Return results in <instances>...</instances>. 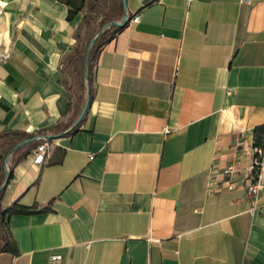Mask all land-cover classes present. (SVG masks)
<instances>
[{
    "label": "crops",
    "instance_id": "1",
    "mask_svg": "<svg viewBox=\"0 0 264 264\" xmlns=\"http://www.w3.org/2000/svg\"><path fill=\"white\" fill-rule=\"evenodd\" d=\"M88 3L70 19L64 0H0V44L12 51L0 64V131L77 119ZM128 10L140 19L97 49L77 129L41 163V140L11 156L2 206L41 210L7 215L19 253L0 252V264H264V189L246 188L264 142V0H128Z\"/></svg>",
    "mask_w": 264,
    "mask_h": 264
},
{
    "label": "trees",
    "instance_id": "2",
    "mask_svg": "<svg viewBox=\"0 0 264 264\" xmlns=\"http://www.w3.org/2000/svg\"><path fill=\"white\" fill-rule=\"evenodd\" d=\"M64 1L68 5H70V11H69V14H68V18H70V19L73 18L74 15L76 13H78L83 8V6L86 3V0H64ZM123 12H124L123 4L120 2L119 6H118V12L116 11L114 13L112 12V13H108V14L104 15V17L102 19L101 26H102V24H104L105 22H107L109 20H114L115 16L122 17ZM121 28H122V26H119V25H112V26L106 28L104 33L97 39L96 43L94 44L92 55H91V61H90V79H91V83H92V77H93L92 61H93V59L95 57L97 49L104 42H106V41L110 40L111 38H113V36ZM81 42H82V36L80 34L78 36L77 48H76V50L74 52H82V53H84L86 48H84V45H82ZM81 84H82V87H84L86 89V83L83 81ZM70 124H71L70 122L69 123H62L61 121H58L55 124V126H53L50 130L40 129L36 133L29 132V131L23 130V129H18V128L6 129V130H3V131H0V144L10 143L11 147H12L18 141H20L22 139H25V138H28V137H33L36 134H44V133H50V132H52V133L61 132L64 129L68 128ZM76 129L77 128H74L73 130H76ZM38 141H40V140L31 141L30 143H28V144L24 145L23 147H21L18 151H20V150H22L24 148L33 146L36 143H38ZM258 145L259 144H257V146ZM4 178H5V170H3L1 175H0V183L4 180ZM3 192H4V190L0 192V252H2V251H10V252H12L14 254H18L19 253V248H18V245H17L16 241L13 238V235H12L11 231H10L9 221L7 219V215L8 214L11 215V214H14V213L29 214V213L37 212V211H39L41 209L38 208L37 205L29 206V205L21 204L19 202L14 203L10 207L4 208L2 206V202H1ZM43 209H47V207H44Z\"/></svg>",
    "mask_w": 264,
    "mask_h": 264
},
{
    "label": "built area",
    "instance_id": "3",
    "mask_svg": "<svg viewBox=\"0 0 264 264\" xmlns=\"http://www.w3.org/2000/svg\"><path fill=\"white\" fill-rule=\"evenodd\" d=\"M246 2H252V0H243ZM131 19L137 21L140 19V14L135 13L131 16ZM12 55L11 48L0 44V64L8 60ZM51 139H42V142L38 144L35 148V158L34 162L41 163L46 160L49 149L52 144ZM241 164V158L237 156L231 163H229L224 172L228 175L232 174L238 166ZM216 183L215 178L212 176L209 180L208 190L211 191ZM228 187L232 188L235 186L233 181L228 179ZM220 188V185H219ZM247 192L250 196H256L260 190L264 189V142L261 145L254 147V153L252 157V167L250 170V175L246 184ZM62 258V254H53L51 256L52 261H59Z\"/></svg>",
    "mask_w": 264,
    "mask_h": 264
},
{
    "label": "water",
    "instance_id": "4",
    "mask_svg": "<svg viewBox=\"0 0 264 264\" xmlns=\"http://www.w3.org/2000/svg\"><path fill=\"white\" fill-rule=\"evenodd\" d=\"M122 4H123V8H124L122 18L109 20V21L105 22L104 24H102L100 29L90 38V40L87 44L85 56H84V62H83V77H84V81H85L86 86H87V96H86V101L84 103V106H83L79 116L71 124V126L65 131H61L58 133L37 134L33 137H28V138L22 139V140L18 141L17 143H15L9 149V151L7 152V154L4 158L5 178L0 183V192L6 188V186L8 185V183L10 181L12 171H11V168L9 166V161H10L11 156L17 150H19L21 147H23L24 145H26V144L30 143L31 141H34V140H42V139H51L52 140V139L61 137L65 133L72 131L82 121L84 114L86 113L88 106L90 104V101H91L92 83H91V79H90V61H91V55H92L94 44L96 43L97 39L104 33L106 28H108L112 25L122 26L131 20V15L129 14V10H128V0H122Z\"/></svg>",
    "mask_w": 264,
    "mask_h": 264
},
{
    "label": "rangeland",
    "instance_id": "5",
    "mask_svg": "<svg viewBox=\"0 0 264 264\" xmlns=\"http://www.w3.org/2000/svg\"><path fill=\"white\" fill-rule=\"evenodd\" d=\"M0 4V12L2 11ZM118 6H119V1L118 0H89L88 3V11L86 13V16L84 18V23L82 25L81 32L85 33L87 38L89 39L92 35H94L101 23L104 15L108 13H114L118 12ZM87 43L84 44V48H86ZM85 53V51H84ZM84 53L81 54V59L79 62H77V67H76V78L73 80L74 86H76V89L82 90L83 91V96L86 92V89L82 87V82H83V58H84ZM10 145H7L4 149H2V152L4 153L2 155V159L5 157V154L7 153ZM1 161V160H0Z\"/></svg>",
    "mask_w": 264,
    "mask_h": 264
}]
</instances>
